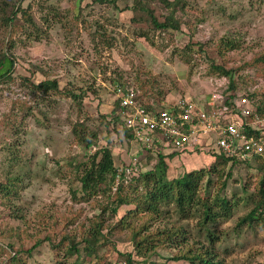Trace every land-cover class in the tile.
<instances>
[{"label": "rangeland", "instance_id": "rangeland-1", "mask_svg": "<svg viewBox=\"0 0 264 264\" xmlns=\"http://www.w3.org/2000/svg\"><path fill=\"white\" fill-rule=\"evenodd\" d=\"M127 3L118 1L116 8L91 0L20 3L28 15L18 12L12 32V52L17 61L11 76L0 82V175L8 170L28 173L27 185L11 207L0 202V235H10L9 241L15 240L12 231H26L29 236L24 243L31 245L32 236L42 226L54 242L62 233L79 237L97 218V206L105 202L100 196L83 202L72 195L73 188L79 189L72 165L84 161L94 149L74 142L72 123L77 119L98 131V144L109 145L117 166L127 165L133 156L139 163L144 160L143 146L116 131L106 114L114 99L115 84L132 85L157 108L181 99L202 105L228 83L225 76L209 74L213 62L241 67L234 72L239 93L264 91V76L246 65L264 53V0H181L175 10L180 28L168 32L151 31L144 23L131 22L132 12L121 10ZM18 5L14 0H0V51L8 39L1 16L10 14ZM152 5L158 16L170 11L158 2ZM103 30L107 41L96 34ZM143 31L147 38L141 35ZM222 38L233 39L237 46L220 50ZM45 78H56L60 93L50 92L44 105L29 82ZM216 153L197 149L177 152L169 161V176L208 167ZM229 165L228 162L222 169L227 171ZM263 173L264 153L257 162L251 158L246 165H233L226 194L241 193L242 183L252 190ZM249 209L240 205L230 219L217 226L213 261L264 264V223L237 226L238 218ZM76 215L73 223H66ZM170 223L187 226L188 242L202 249L207 247L204 233L198 236L196 220L173 218ZM6 240L0 237V244ZM43 245L35 257L39 263L47 264L50 243L45 241ZM129 252L135 259L133 264H194L172 260L174 248H158L145 258L136 255L127 230L108 235L98 249L99 264H112ZM6 256L0 250V264Z\"/></svg>", "mask_w": 264, "mask_h": 264}, {"label": "trees", "instance_id": "trees-1", "mask_svg": "<svg viewBox=\"0 0 264 264\" xmlns=\"http://www.w3.org/2000/svg\"><path fill=\"white\" fill-rule=\"evenodd\" d=\"M19 3L17 9L10 14L1 16V25L6 27L8 39L0 51V82L11 76L16 63V57L12 52V32L16 27L18 12L28 15L25 8L21 6L23 0H14ZM94 3L118 6L121 0H91ZM127 3L121 10H130L132 15L130 21L133 23H144L148 30L168 32L178 30L180 22L175 17V10L181 5V0H124ZM158 2L169 13L161 16L156 13L152 4ZM7 5V2L4 1ZM105 30L97 32L106 40ZM148 37L146 31L141 33ZM95 36V35H94ZM93 36V37H94ZM111 46V42H108ZM237 46L233 39L222 38L218 43L220 50H228ZM247 66L256 69L255 74L264 76V53L256 55L247 61ZM239 67H227L222 64L211 63L209 74H217L227 77V85L221 92L228 98H235L244 94L250 98L255 110L264 114V91H244L239 93L240 86L234 77V72ZM241 78V76H239ZM245 77V76H244ZM243 77V80L245 78ZM28 81L30 78H26ZM31 80V79H30ZM119 82V81H118ZM124 86L127 83L119 82ZM32 91L41 96L43 104L49 93H60L58 80L56 78H45L37 83L29 82ZM137 90V88H136ZM138 92V90H137ZM76 98L77 95H73ZM138 92L137 99L147 109H154V104L143 98ZM175 104H168L161 108L172 110ZM80 111V109H79ZM112 120L113 127L122 135L133 140L130 130L124 125L120 113L118 99H113L109 112L106 113ZM72 135L74 142L84 148L93 147V151L87 155L84 161L72 165L75 170V179L79 189H72L73 197L78 201H89L100 196L105 202L97 206L100 210L97 218L87 230H82L79 237L70 233H62L57 242L51 240V235L46 227H38L32 236L31 245L24 243V238L29 235L26 231H12L14 241H9L10 235H0L7 240L0 244V250L6 253L2 264H42L35 256L40 253L45 241H49L51 251L47 256V264H99L100 255L98 249L103 242L108 240V235L120 233L127 230L133 242L136 255L144 258L158 248H174L172 260H184L194 264H220L213 261L211 254L213 244L218 238L217 226L230 219L239 206L250 209L238 218L237 226L243 224L264 223V173L250 190L247 183H242L241 193L233 192L230 196L226 194L227 180L231 177L233 165H246L248 161L230 160L221 153H216V158L208 166L193 168L182 172L178 176H169V161L175 157L178 151L164 152L165 147L157 144L151 147H142L146 156L140 161L137 173L126 176L119 169L126 165L117 166L114 155L109 145H99V133L97 130L89 129L88 125L77 119L72 123ZM179 153V152H178ZM261 156L253 158L254 162L260 160ZM230 163L227 171L223 166ZM221 166V167H220ZM262 168L261 165L258 166ZM24 171V169H23ZM27 174V175H26ZM6 171L0 175V199L3 204L11 207L13 199H18L22 190L26 187L25 179L28 173ZM123 209L122 213L120 209ZM108 213V214H107ZM107 215L104 217V215ZM120 214V215H119ZM76 216L69 217L66 223H73ZM196 220L198 236L202 233L206 236L207 247L204 249L189 243L188 227L170 223L171 219ZM84 229V228H83ZM45 232V233H44ZM125 258H118L122 264H133L134 257L131 252L123 254ZM74 258V259H73ZM117 262V261H116ZM113 262L112 264H114Z\"/></svg>", "mask_w": 264, "mask_h": 264}, {"label": "built area", "instance_id": "built-area-1", "mask_svg": "<svg viewBox=\"0 0 264 264\" xmlns=\"http://www.w3.org/2000/svg\"><path fill=\"white\" fill-rule=\"evenodd\" d=\"M113 92L124 125L143 147L155 146L158 141L165 149L180 153L190 149L219 152L236 161H249L264 153V114L257 112L244 94L231 99L219 92L202 105L181 99L172 110H150L139 103L132 85L115 84ZM138 165L133 156L119 172L129 176L138 172Z\"/></svg>", "mask_w": 264, "mask_h": 264}]
</instances>
